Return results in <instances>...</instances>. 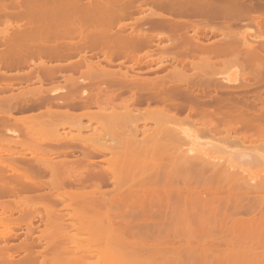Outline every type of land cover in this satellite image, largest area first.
<instances>
[{
    "label": "bare ground",
    "instance_id": "6f19581e",
    "mask_svg": "<svg viewBox=\"0 0 264 264\" xmlns=\"http://www.w3.org/2000/svg\"><path fill=\"white\" fill-rule=\"evenodd\" d=\"M70 1L0 0V12L5 17L0 13V22L5 24L0 29V42L6 43L0 53L4 69H0V80L7 81L0 84V91L15 85L8 82L15 77L11 76L14 72L7 73V68L21 66L26 62L22 58L82 56L86 63L83 76L64 77V91L53 83L55 70L60 66L58 61H41L52 75V84L61 90L50 85L49 89L54 87L50 94L57 90L65 101H71L69 96L75 95L70 90L78 83H87L97 90L101 87L93 86L96 79L116 85L113 91L102 95L107 105L113 102L100 113L102 120L112 124L75 125L76 129L71 126L73 132L68 130L64 135L58 126L42 128L43 125H27L21 120L23 125L17 128L31 139H22L21 145L27 147L30 143L29 151L41 150L45 154L14 155L10 148L0 146V264H35L36 255L30 250L41 241L52 251L38 258L39 264H264V0ZM72 3L71 14L68 9ZM131 15L136 16L127 29V22L120 19ZM183 15L199 16L197 23L192 22L194 26L206 24L210 29L207 34L215 37L198 28L190 33L175 29L182 25ZM13 16L21 22L4 23ZM217 17L223 18L218 27L209 22ZM244 19L247 24L242 23L253 28L230 30L232 22L241 24ZM115 21L119 23L113 28L110 23ZM228 24L230 29H226ZM162 37L172 38L159 49V63L172 60L171 69L163 76L145 77L138 71L127 70L123 73L120 68L111 69L86 58L88 49L95 50L89 56L100 53L110 62L114 55H129L130 69L138 70L142 63L138 52ZM144 53L148 54V50ZM219 55L231 56L224 66L231 63L232 71L238 69L233 71L235 75L229 66L224 67V72L230 71L233 76L224 78L187 73L192 68L215 74ZM242 70L241 76L236 75ZM16 79L27 78L18 75ZM41 87L40 84L39 89H48ZM120 88L128 89L129 96L115 102ZM12 92H2L0 97V105H6L0 113L7 116L29 95L24 90ZM98 93L87 95L97 98ZM151 101L157 105H150ZM142 102L144 107L137 105ZM47 112L45 115L50 114ZM182 112L185 114L181 116ZM7 116L0 124L4 130L17 126L8 125ZM147 122L154 125H142ZM86 128L91 129L87 135L90 141L76 143L75 139L83 137L82 130ZM109 137H115V141H106ZM47 141L64 149L78 147L81 156L65 154L54 158L49 155L52 151ZM0 143L10 145L16 141L6 137ZM222 145L228 150H239L240 156L232 158L229 153L211 151ZM187 146L191 148L186 149ZM111 147L114 154L102 155V163L95 165L89 150L102 153ZM247 155L251 162L263 165L251 171L242 169L240 164L238 172V161L243 162ZM182 160L186 167L193 168V174L180 173ZM43 169L50 170V180L55 183L48 191H40ZM76 179L81 188L59 187ZM239 196L257 201L256 213L236 216L224 226L208 227L202 223L185 228L175 222L191 207L175 211L180 202L231 201ZM8 198H13V203L7 202ZM57 202L61 203L60 208L56 207ZM210 206L218 211L223 205ZM7 210H18L19 218L10 217ZM33 216H39L38 220L34 222ZM38 222L43 226L38 228L37 241L31 234ZM21 225L27 236L12 243L11 239L19 236ZM184 231L236 235L181 236ZM221 243L225 246H219ZM16 248L27 252L17 257L12 251ZM183 249L189 253L181 252Z\"/></svg>",
    "mask_w": 264,
    "mask_h": 264
},
{
    "label": "rangeland",
    "instance_id": "374dc122",
    "mask_svg": "<svg viewBox=\"0 0 264 264\" xmlns=\"http://www.w3.org/2000/svg\"><path fill=\"white\" fill-rule=\"evenodd\" d=\"M143 6H145V5H143ZM73 7L74 6H73V3H72V6L70 7V9H68L69 12H71V14H72L73 9H74ZM143 8H145L143 11L145 13H147L146 7H143ZM0 11L2 12V10H0ZM107 11H109V10H107ZM145 13H143V14H145ZM139 14H142V12H140ZM69 15H70V13H69ZM135 16L136 15H131L130 17L128 16V17L122 18V19H120V22H125V23L127 22L126 23L127 24L126 27L128 29V24H132V21L134 20ZM195 16H197V15H190V16L183 15L184 18L181 16L180 18L182 19V21H181L182 25L175 26V29H178L179 31H187V32L190 33V32H192V29H194V28L197 29L198 28V30H200V31H205L204 33L206 35H208L210 37L213 35L212 37H215L214 34H212V33L211 34H207V33H210V31H209L210 29L205 27L206 24L205 25L204 24H200V25L198 24L197 28H196V26H194V24L192 22L196 21L197 19H199V16H197V17H195ZM3 17L4 16L2 14V18ZM17 17L15 16L16 19H17ZM2 18L0 19L1 21L3 20ZM10 18H9V21H8V18L5 19L6 21L4 23L9 24L7 22H10V23L13 24V21H15L14 23H16L17 20H18L19 23L21 22L20 21L21 19L20 20L19 19L15 20L14 16H13L11 21H10ZM18 18H20V17H18ZM221 19H223V18H220V17L218 18L217 17L215 19L214 18L211 19V20L209 19L210 20L209 22H211L210 24L216 25V27H218V25L221 26V24H223V22H222L223 20H221ZM244 21H247V19L246 20L244 19L243 21H241V24H240V22H232V26H230L231 29L229 28V24H228V28H226V29H230V30H238V29H240L241 30L242 28L247 29V26H248V28L252 27L251 24L244 25V24H247ZM197 22H198V20L195 23H197ZM242 22H244V24ZM86 23H89L87 25L90 26V22H86ZM93 23L95 24V22H92L91 24H93ZM117 23H119V22L115 21V23L114 22L110 23V25L112 24L111 26L112 27L114 26L113 28H116L115 25H117ZM210 24H209V26L211 28L212 26ZM87 25H85V26L87 27ZM195 25H197V24H195ZM4 26H5V24L0 22V29H2ZM92 26L93 25H91V28H92ZM245 26H246V28H245ZM249 26H251V27H249ZM213 27H215V26H213ZM225 27H227V25H225ZM123 28H125V27H123ZM223 29H225V28H223ZM171 41H172V38L168 39L166 37H162V38H158L157 40L153 41L150 45L143 46L142 49L138 52L139 54H141L139 57H141L140 59L142 61V63L140 64L141 66H140V68H138V70H137L136 67H135V69L133 71L130 69L129 65L132 64V59H131V57H129V55H123V54H121L120 56L119 55H116V56L114 55V57L111 58L112 61L110 62L109 58H107L108 59L107 60L100 53L98 54V56H95V55L94 56H91V55L89 56V54L93 53L95 50L94 49H92V50L88 49L87 53H89V54H87L88 56L86 58L88 60L91 59L92 61H99V63L101 65H104L105 67H109L111 69L112 68L113 69L114 68H120L122 72L124 70L125 71L127 70V73H135L136 71H138L139 75L145 76V77H156L157 75L163 76V75H166L168 73V71L171 69V64L170 63L163 65L159 69L158 68L151 69L150 67H153L155 64H157V62H158L157 58H158V54H159V51H160L159 49H161V46L163 44H168ZM5 44L3 45V41L0 42V53L2 51L4 52ZM2 47H4V49H2ZM147 50H148V54L144 53ZM229 56L230 55H228V56L227 55H219V58H217V61L219 60L218 61L219 63H218L217 71H216L215 74L203 73V72H200L199 69H198V71H196V70H194L192 68H188L187 73H189V75H192V76H194V75L195 76H197V75L198 76H209V75L214 76V75H218L219 77H223V78L231 76L232 72L234 70L236 72V70H238V69L235 68L232 71L230 69L231 67L229 66L231 64L230 63L229 65H225V66H227V67L229 66V69L232 71L231 74L229 73L230 71L228 73L224 72V67H225L224 64H225V61L228 60ZM0 57H1V55H0ZM2 58H3V56H2ZM2 58H0V62H1ZM86 58H85V61L87 60ZM240 58H242V57H240ZM19 59L20 58H18V60ZM21 60H24L26 62L23 63V64L20 63L21 66L18 64V66H16V67L11 65V67H13L11 69H14L12 71H10L11 70L10 67L7 68V69H9V71H7V69H5L7 71V73H9V75L14 72L13 74H11V76L13 75L15 78L12 79L13 81H11V80L9 81L8 80V82L9 83L13 82V84H15V85L9 86L11 88L10 89L7 88V90L4 88V90L7 91V94L11 93V91H13L12 93L21 92L23 90L24 91H29V92H27V93H29V95H26L25 99H23V103L22 104L15 105V107L12 108L13 110L11 112H9L10 116L9 115L7 116L6 114L4 115V113H0V124L2 122H4V120H6L5 117L7 116V118L9 117V119L7 121H5V122L8 125L9 124H13V125L16 124L17 125L16 127L9 126V129L7 128L5 130H4V128H0V141L2 139H5L6 137H9V139H12V141H16V143H12L10 145H6V144H3V143H0V146L3 145L2 148H7L5 150H8V148H10L11 151L13 150L12 154H14V155L15 154H21V153H24L26 155H30V152L31 153H35V154H41V155L45 154L41 150L40 151H29L27 147L28 146L32 147L30 143H27V145H25L27 147H23L21 145L20 142H21L22 139H25V141H27V142L31 141L30 136L27 137L25 132H22L19 128H17V127H20L23 124L33 125V126H35V125H37V126L41 125L42 126L43 125L42 128L44 126H46V127L47 126H58V127H60V129L58 128L59 132L64 134V135H67L66 132L68 130L73 132L72 127L74 126V129H76L75 125L76 126L77 125H82V126L88 125L90 127L91 126L93 127L95 125H98L101 122H103L105 124H108V125L112 124L111 121H109V120H102V118L100 116V113H101V111L104 108L111 107L110 104L113 102V101H110L108 103V105H107V101L102 99V95L104 93H110L111 91H113L115 88H117L116 85H113V84H111V83H109L107 81L97 80L96 79V80H94L95 82H94L93 86H100L101 87L100 88L101 90H97L96 87L95 88H90L87 83L86 84H84L83 82L78 83L73 89L70 90L75 95L73 97L69 96L70 99H72L71 101H69V100L65 101V96H61L62 94L60 95V93H59V92H61L60 88H59L60 91L58 90L59 86H62L61 89L63 87L65 88V84L64 85L62 84V83L65 82L64 77H69V76L81 77V76H83L84 71L86 69V63L84 62V59H83L82 56L54 57V58L53 57L52 58L51 57H46V56H31V57L22 58ZM43 60H45L47 62L51 61L50 62L51 64L52 63L53 64L59 63V65H60L59 68H57L55 70V74H54V78L55 79L53 78L55 81H53V79H52L53 83L55 82L54 85L55 86L57 85L58 87H55L52 84L51 78H50L52 75L47 73L46 70L43 68V66L41 64V61H43ZM169 60H171V59H169ZM194 60H196V59L194 58ZM54 61H55V63H54ZM240 65H242V64H240ZM240 65L237 68H239ZM1 67H3L2 63H0V69L4 70ZM227 67H226V69H227ZM244 67L245 66H243V67L241 66V68H244ZM146 68H150V69H146ZM233 68H234V66H233ZM243 70H244L245 73L248 72L247 70H245V68ZM243 70L242 71H237L236 75L241 76L240 73L242 72L241 74H243ZM218 71H219V73H217ZM233 74H234V72H233ZM18 75H20V76L24 75L27 79H24V80H19L18 79L19 80L18 81L16 79V77H18ZM9 78H7V79H9ZM14 79L16 81H14ZM39 79H42L43 82L42 81L40 82ZM1 80H3V81H1ZM1 80H0V84L7 83V81H4V80H6V78L1 79ZM57 80L59 82H57ZM59 83H61V85H59ZM40 84L43 85V87H41V88H48V87H50V85L54 86L59 91V92L57 90L55 91V93H59L58 96L55 93L50 94L51 90H53L54 87L52 88V86H51L52 89L48 88L46 90L45 89L41 90V89L38 88ZM93 89H94V91H93ZM120 89L121 90L118 91L120 97L116 98L114 100L115 102H117V101L119 102L120 99L122 97H124V96L125 97L129 96L128 95L129 94L128 89H126V88L125 89L120 88ZM2 90H3V88H2ZM4 90L2 92L5 93ZM47 90H49V91H47ZM62 90L64 91V89H62ZM212 90H214V89H212ZM63 91H62V93H63ZM92 91L93 92H99L98 93L99 96H97V98L96 97L92 98V97H90V95H87L90 92L93 93ZM217 91L221 92L220 89H218ZM2 92L0 91V97H1V93ZM3 94H2V96H4L6 93L4 95ZM54 95H55V97H52ZM1 98H0V100H1ZM54 98H57L59 100L55 99V101H53ZM3 104H4V106H3ZM3 104L0 105V109L3 108V107H6L5 103H3ZM137 105H139L140 107H144L146 104L144 102H142V103L137 104ZM150 105H157V102L151 101ZM47 111L50 114L45 115V113ZM52 112H54L56 114H54ZM184 112L180 113L181 116L185 114ZM53 115H56V116H53ZM21 120H23L22 121L23 124L21 123ZM141 124L142 123L139 124L140 127H142V125L143 126L144 125H146V126H148V125L153 126L154 125V124H152L150 122H147L146 124H142V125ZM0 127H2V125ZM90 132H91L90 128L83 129L82 130L83 137H79V138L75 139L76 143L82 144V143H85L86 141H90L89 138L87 137V135ZM111 134L113 135L114 133L112 131H110V135ZM66 138H67V136H66ZM97 140H103V139L97 138ZM66 141H67V139H66ZM69 141H71V139ZM106 141H110V142L113 143L115 141V137H109L108 140H106ZM93 142H96V140L93 139ZM46 143H50V142L47 141ZM52 144H54V146H52ZM52 144L50 145L51 148H48V149H50L52 151V153L50 152L49 155L53 156L54 158H59L62 155H65V154L67 156H69V157H74V156L79 157V156H81L82 152L80 151V149L79 150L77 149L78 147L77 148H73L72 147L73 149H64V147L61 146V145L57 146V145H55V143H52ZM185 148L186 149H190L191 146H187ZM210 148H212V146H209V149ZM217 148L219 150L216 149V148H212L211 151L213 153H216V152L218 153V151L220 153L226 152V153H229V156H231L232 158H237V156H240V153H241L239 150H228V149L225 148L224 145L219 146ZM109 149L110 150H108L106 152H102V153H99L98 151H94V150H89V155L95 161V165H98V164L102 163L99 160V158H103L102 155H105V156H110L111 155L112 156L114 154L113 153L114 148L111 147ZM226 150H228L230 152H227ZM10 154H11V152H10ZM235 161H237V160H235ZM184 162H185V160H182L180 162V165H179L180 173L181 174H193L194 173L193 168L189 167V166L186 167ZM240 164L242 165V169H243V167H244V169H248L249 168L251 171L253 169H255L256 167H258V166L260 167V166L263 165L261 163L259 165H256V163L251 162L248 155H247V157L245 158V160L243 162L238 161V163H237L238 172L241 169ZM41 172L43 173L42 174V179H41V182H42L43 185H41L42 188L40 189V191H48L51 186L55 185V183L52 180H50V173L51 172L48 169H45V170L43 169V170H41ZM75 181L76 182H71V183L64 182L62 185H59V187L62 186L64 188H66V189L81 188L82 186L80 184H77L78 179H76ZM108 183H109V181H108ZM110 183H112V182H110ZM110 183H109V186L111 188H114L113 184L111 186ZM181 185H182V183H181ZM98 186H100V185H98ZM107 186L108 185L104 186L105 189H107ZM110 187H109V189H110ZM13 200H14L13 198H8L6 201L9 202V203H13ZM66 201L68 202L69 200H66ZM67 202H64V203H67ZM214 204L223 205V206L224 205H229V206L227 208H224L222 206L217 211L212 206H210V205H214ZM257 204H258L257 201L246 200V199H244L243 196H239L236 200H231V201H220V202H217V201H211V202H208V201L207 202H196V201H194V202H180L178 207L175 209V211H183L188 206H191V207H190L189 211H186V214L184 215L183 218L175 219V222L179 223L181 225V227H185V225H188V226L196 225L197 226V225H201L202 223L205 224L208 227L209 226L213 227V226H216V225H218V226L223 225L224 226V225H228L229 222L232 221L236 216L237 217H240V216L247 217V216L252 215V213L254 211H255L254 213H256L255 207L257 206ZM59 206L61 207V203L57 202L56 207H59ZM233 206H236V207H233ZM65 210L66 209L63 208V211H65ZM6 212L9 214L10 217H13L14 219L15 218H19V211L18 210H12V211L7 210ZM38 218H39V216H33V221L34 222L37 221ZM67 220H69V219L67 218ZM37 224H38V227H37V229L33 230V233L31 234L32 236L31 235H28V236H29V238L31 236L32 238H34L35 240L38 241V238H39L38 235L40 234L38 228H42L43 225L40 222L35 223V225H37ZM21 226H22V229L18 231L19 232L18 233L19 234V238L11 239L12 242H19V240L22 239V237L27 236V234L25 232L26 230H24V227H23L24 225H21ZM35 235H37V237ZM180 235L181 236L204 235V236H209V237H220V236H234L236 234L226 233V232H219V231L208 233V234H199V233H195V232L189 233V232L184 231V232H181ZM219 246L224 247L225 245L223 243H221V244H219ZM254 249H256V248H254ZM32 250H33V253H41V254H37L36 255L37 264H39L38 258L40 259V258H42L43 254H45V253L47 254V253L52 251L50 248H45V244H44L43 241L37 242ZM245 250H247V249H245ZM181 252L189 253L188 250H185V249L181 250ZM24 253H25V251L21 250V249L15 251V255H19V256L23 255Z\"/></svg>",
    "mask_w": 264,
    "mask_h": 264
},
{
    "label": "flooded vegetation",
    "instance_id": "af4514ba",
    "mask_svg": "<svg viewBox=\"0 0 264 264\" xmlns=\"http://www.w3.org/2000/svg\"><path fill=\"white\" fill-rule=\"evenodd\" d=\"M169 63H172V60H168V61H163V62H161V63H159V62H157V64H155L153 67H150L151 69H155V68H161L163 65H165V64H169ZM150 68H146V69H150ZM36 236V235H35ZM17 238H19V236L18 237H15L14 239H17ZM12 243H15V244H17L18 242H12ZM17 250H19L18 248H16V249H12V251H13V253H15V251H17ZM21 250H24L25 251V253L27 252V250H25V249H21ZM31 252H33V250L31 249L30 250ZM24 253V254H25ZM37 254H41V253H35V255H37ZM17 257H19V255H16ZM35 264H37V261H36V263Z\"/></svg>",
    "mask_w": 264,
    "mask_h": 264
}]
</instances>
